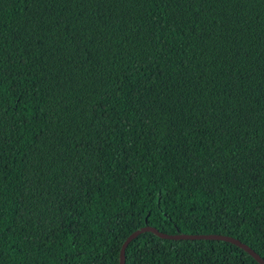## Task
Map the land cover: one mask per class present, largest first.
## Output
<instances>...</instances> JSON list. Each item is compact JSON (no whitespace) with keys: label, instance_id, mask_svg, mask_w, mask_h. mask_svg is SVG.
Returning a JSON list of instances; mask_svg holds the SVG:
<instances>
[{"label":"trees","instance_id":"trees-1","mask_svg":"<svg viewBox=\"0 0 264 264\" xmlns=\"http://www.w3.org/2000/svg\"><path fill=\"white\" fill-rule=\"evenodd\" d=\"M144 226L264 262V0H0V264ZM124 264L258 263L144 232Z\"/></svg>","mask_w":264,"mask_h":264},{"label":"water","instance_id":"water-1","mask_svg":"<svg viewBox=\"0 0 264 264\" xmlns=\"http://www.w3.org/2000/svg\"><path fill=\"white\" fill-rule=\"evenodd\" d=\"M144 232H149L161 239H168V240H221V241L229 242L242 249L248 255H250L258 264H264L263 260L257 254H255L249 247L230 237L222 236V235H186V234L166 235L161 232H158L156 229L150 226H144L139 229H136L124 239L119 249L118 264H124V250L127 244L137 235Z\"/></svg>","mask_w":264,"mask_h":264}]
</instances>
